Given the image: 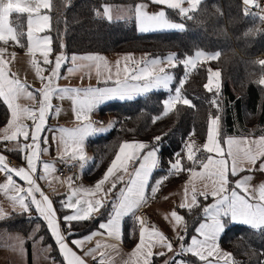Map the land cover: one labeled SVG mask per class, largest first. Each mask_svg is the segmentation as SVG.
I'll return each instance as SVG.
<instances>
[{"label":"snow or ice","instance_id":"obj_1","mask_svg":"<svg viewBox=\"0 0 264 264\" xmlns=\"http://www.w3.org/2000/svg\"><path fill=\"white\" fill-rule=\"evenodd\" d=\"M202 0H147L145 3H137L132 9L138 30L142 33L154 32L165 29L183 30L184 23L174 22L169 15L170 10H174L180 17L192 20L193 13L197 12ZM245 6H252L258 19L264 21V9L259 8L258 0H242ZM149 4L159 6V10L149 12ZM187 5V6H185ZM52 0H0V42L7 45L10 41L23 47V40H27V48L30 54L39 52L42 56L44 65L52 64L49 57L53 52L51 35L45 34L51 30L52 17L48 14L52 9ZM247 13V9H245ZM103 13L112 19L110 8L105 6ZM16 14L17 20L14 22L11 18ZM26 16L25 25L20 22V18ZM59 23V20L57 21ZM59 32V28H57ZM64 47L63 44L60 45ZM5 48H0V99L10 110L11 119L8 126L4 129V134L0 139L3 141H17L23 137L25 142L19 143L18 147L10 151L25 152L29 154L26 159V167L12 168L5 156L0 155V173L4 174V180L0 182V191L5 195L12 193L8 198L12 201L14 207L18 206L22 214H28L31 219V213L37 214V219L46 222V227L58 247L64 264H86V260L77 253L75 249L82 248L86 241H90L94 236H106L117 241L122 239V224L126 218H132L134 227L130 229L129 234L135 232V225L139 226V239L135 250L131 253L129 261L126 264H153V257H167L163 264H193V261L186 258L187 255L196 258L198 264H235L231 254L222 252L219 244L221 234L225 233L226 228L232 224L247 226L252 230L264 231V182L258 186H250V181L254 178L251 175L244 176L241 179L230 180L231 177H237L240 172L245 171L240 167L242 161H247L250 165H256L261 160L259 170L264 171V134L258 139L241 137L237 139L232 136L222 137L219 115L209 116L207 142L203 145V153L197 158L195 142L185 143L182 152L173 154L174 159L169 162L168 173L155 180L151 187V195L155 196L160 190L162 184L169 179L170 175H179L181 172H188L191 178L197 177L204 179L212 178L211 187L205 184L202 190H198L193 184L191 189V198H187V189L185 190V200L179 205V208L192 211L195 208H201L204 220L195 228V234L191 235L190 242H187L188 224L185 217L172 211L171 217L177 228H183V234H177L179 248L174 252V242L155 226H149L145 219L136 216V210L146 202V189L149 187V179L153 171L161 168V156L159 142L162 137L156 136L155 143L149 145L143 142H123L119 145L114 159L102 175L96 181L93 187H77L71 189V194L66 199L59 201L60 209L53 207V201L41 190L37 180L47 178L52 165L43 163V174H37V161L41 152H47L48 148H41V143L48 144L47 136L41 140V134L46 130V122L50 109H52L51 100L57 92L61 94H72V102L75 105L76 119L81 123L72 129L59 128L61 133L58 143L62 146L59 158L71 161H79L81 168L88 160L84 152V143L86 138L94 136L98 132H104L106 129L96 128L90 120V113L106 100H131L134 97L153 92V90L163 89L168 93L167 97L161 102L163 106V115L167 116L176 109L177 105L195 107L192 101L184 94V86L188 76L197 66L203 62L217 59L219 52L215 54L204 50H197L194 55L178 59L175 54H169L163 58L142 59L134 61L130 56L124 57L125 65L121 69L119 62L113 78L112 70L100 55H85L70 57L73 65L78 61L87 62L84 66L96 70L97 76L106 72L105 84L112 81L111 87L87 88V89H69L56 88L54 80L60 77L62 64L69 57L63 52L56 55L54 66L50 68V75L45 77L42 73L46 70L40 66V62L33 59L32 66L36 70L37 76L43 83L39 90L38 110L30 107H22L16 101L23 95L29 99L35 100L36 96L28 91L26 84L22 83L10 73L7 65L8 59H5L3 53ZM134 67H129V63ZM261 67H264V60L259 61ZM141 64L143 66H141ZM183 65L185 72L179 79L178 84L173 87L174 74L171 69ZM75 68L69 67L68 72L72 73ZM209 75L204 88L208 92L214 90L219 93L220 73L208 70ZM259 84L264 86V73L261 74ZM64 95L60 96L63 99ZM213 107L219 108L218 97L210 100ZM57 108L56 112L59 113ZM33 121L32 129L23 123V121ZM155 119H160L159 116ZM47 130L55 133L57 129L47 127ZM53 140L56 139L53 135ZM226 145L225 147L222 146ZM216 154V158L211 155ZM227 157V158H226ZM228 159L231 160L229 167ZM188 163L185 164L183 161ZM199 166L201 171H197ZM133 170L129 172V168ZM128 174L125 181L123 174ZM24 181L27 187L17 183L14 176ZM119 174V175H118ZM108 189L104 185L114 178ZM71 177L68 178L71 183ZM192 179L189 183H192ZM117 183L122 186L117 190ZM111 195L113 198L108 199ZM198 197H203L206 201L211 197L213 203L202 204ZM71 210V213L57 216L59 210ZM99 213V217L97 214ZM5 218V214L0 208V219ZM99 218L97 227L89 235L83 238L76 237L79 234L73 231L74 222L92 221ZM40 226L33 229L32 237H35ZM22 246L24 239L17 237ZM44 237H40L42 241ZM71 245V246H70ZM112 247L116 245L97 243L96 247L84 253V256H91L95 260V253L101 248ZM156 249L157 251H153ZM50 246L44 251H50ZM168 253H173L168 256ZM105 254L100 253L98 264H106ZM55 264V262H54Z\"/></svg>","mask_w":264,"mask_h":264},{"label":"trees","instance_id":"obj_2","mask_svg":"<svg viewBox=\"0 0 264 264\" xmlns=\"http://www.w3.org/2000/svg\"><path fill=\"white\" fill-rule=\"evenodd\" d=\"M138 0H52L53 7L49 11L52 17V57L63 52L68 57L80 53H116V52H145L150 56H164L174 52L178 59L197 50L219 52L217 59L203 62L188 76L184 86V94L195 107L177 105L173 112L163 115L162 101L167 97L165 90H153L131 100H112L100 105L96 113L100 117L109 119L110 129L104 133H97L86 143V150L90 155L82 176L90 181H98L108 166L119 145L126 137H147L149 145L155 143L156 136L162 137L159 142L161 168L154 170L149 181L147 196L157 199L164 190L172 185L185 182L190 173L181 172L170 175L155 196L151 195V187L155 180L168 173L169 162L174 159L173 154L182 152L183 146L194 141L197 158L204 153L203 145L207 139L209 116L221 117L220 126L222 137L248 136L264 134V86L259 84L264 67L259 61L264 60V21L257 18L254 9L246 7L242 0H203L193 19L180 17L174 10L169 11L170 18L184 23L183 30H163L142 33L138 30L135 18L111 19L100 14L104 4H135ZM247 9V13L245 12ZM17 20L16 14L11 18ZM59 20V23L57 21ZM25 25L26 16L20 18ZM59 28V32H57ZM61 44L64 45L61 48ZM23 51L27 48L24 38ZM67 65L68 60L65 62ZM209 66L219 69L221 89L208 92L204 88L209 75ZM175 87L184 75L183 65L172 69ZM218 97L219 108L213 107L210 100ZM159 116L160 119H155ZM9 118L7 105L0 99V125ZM223 142V140H222ZM18 147V143H6L0 146L5 153L24 162L25 155L18 151H10ZM185 164L188 162L183 161ZM196 169H200L197 166ZM14 176V174H13ZM15 177V176H14ZM17 178V177H16ZM237 177H231L235 180ZM64 193L53 196L56 209H60L59 201ZM112 197L109 198L111 200ZM202 204H209L212 198L204 200L198 197ZM70 210H59L62 217ZM178 212L185 217L188 224L187 242L195 234V228L204 220L202 209L192 211L181 209ZM139 211L136 213L138 215ZM99 217V213L97 214ZM31 219L28 214L13 212L0 219V229L7 232L19 233L24 238L30 264L33 258V246L39 242L43 247L51 248L47 252L55 264H64L54 239L46 227V222L37 219L33 211ZM99 218L92 221L74 222L73 231L82 236L97 227ZM40 226L35 237L33 229ZM134 227L132 218L123 222V243L126 247H133L139 238V226L135 225V232L130 235ZM183 234V228L181 233ZM76 236V237H78ZM40 237H44L41 241ZM73 237H70V239ZM176 240L174 241V243ZM220 246L229 251L235 264H264V231L252 230L247 226L232 224L221 234ZM165 258L153 257V264H160ZM188 260L198 263L196 258L187 255ZM95 264H98L95 261Z\"/></svg>","mask_w":264,"mask_h":264},{"label":"crops","instance_id":"obj_3","mask_svg":"<svg viewBox=\"0 0 264 264\" xmlns=\"http://www.w3.org/2000/svg\"><path fill=\"white\" fill-rule=\"evenodd\" d=\"M145 2H147V0H138L135 4H104L102 7V11H103L104 7L107 6L110 8L111 17H116L117 15H120L119 17L128 19V18L134 17V13H133L132 9H134L135 5L137 3H145ZM114 5L117 7H111ZM120 6H122V7H120ZM185 6H187V5H185ZM147 10L149 12H155V11L159 10V6L149 4V7ZM105 17L108 18L107 16H105ZM112 19H116V18H112ZM174 22L182 23L179 21H174ZM158 31H163V30H158ZM45 34H48V33H45ZM0 48L6 49V51L3 53V56L5 59L9 60L7 67L9 69L10 73H14L15 77L17 79H19L22 83L27 85L28 91L32 92L33 95L36 96V99L32 100V99H29L26 96L22 95L16 101V103H18L22 107H30V108L38 110L40 96H39V92L37 90L41 89L43 87V83H46L47 81L42 82L40 80V78L36 74L35 68L32 66L31 61L33 59H35L38 62H40V66L42 68L46 69L42 73V75L47 77L50 75V68L52 66H54L55 57H52L50 54L49 59H50V61H52V64L44 65L42 63V56L40 55V53L38 51L35 52L34 55L30 54L28 52V48L21 51V50H19V46L16 45L14 42H11V41L7 45L0 42ZM89 54L100 55V56L104 57L105 61L107 62V64L109 65V67L112 70L113 78H115V71H116V67H117V62H119V67L121 69L124 67V65H125L124 57L130 56L132 58V60H134V61H139L141 59L147 58L146 55H141V53H139V52H136V53H133V52H116V53H111V54H106V53H80V54H75V55L85 56V55H89ZM72 55H74V54H72ZM71 56H69V59H68L69 64L66 67L65 73H67L69 67L75 68L76 74L73 76L74 78H70V80L75 81L74 83L79 85V86H77L78 89L100 88V87H111V86H113L112 81H108L107 84H105L104 81H105V77L107 76L106 72H102L101 76L98 77L94 67L89 68V67L84 66L87 62L78 61L77 65H73L71 62V59H70ZM128 63H129V67L135 66L131 62H128ZM56 81H57V79L54 80L53 84H55ZM54 86H57V84H55ZM59 87H63V86L59 85ZM54 98L56 100V97H54ZM113 100H117V99H113ZM106 101L108 102V101H112V100H106ZM106 101L99 104L93 110V112H91L89 114L90 120L92 119L91 118L92 114H96L97 108L100 105L106 103ZM58 108L60 109L59 113H57L56 110H54V109H51L48 113L47 122H46V130H45V132H43L41 134V140L42 141H43L45 136H47V138H48V144L45 145L42 142L41 148L43 149V148L47 147L48 151L47 152H41L39 160L37 161V174L38 175L43 174V171H44L43 170V163L47 162V163L52 165V169H50L47 178L44 180H37V183L41 187V190L44 191V193L52 201H53L54 194L64 193V195H65L64 197L66 199L67 196L71 194L72 188H77V187H81V186L86 187V188L87 187H93L94 184L96 183V182H90V181L86 180L81 175V178L77 183H73L68 188L59 189V185H58V182H57L56 177H55L56 167H57L59 161L61 160L59 158V156H60V153L62 151V146L58 143L59 137L61 135V133L58 131V129L59 128H68V129L75 128L81 123V121H78L76 119V112L74 111V109H70V108L65 110L64 117H66V118L60 119L59 116H61V111L63 109V106H58ZM10 119H11V113L9 110L8 121L5 124L0 125V137L3 136L4 129L8 126V122ZM23 123L28 125L29 130L31 131L33 121L25 119L23 121ZM48 126H50L51 128L57 129V131L55 133L48 131L47 130ZM108 126H110V124L102 125L101 128L107 129ZM104 132H106V131H104ZM104 132H98V133H104ZM53 135H55V137H56L55 140H53V138H52ZM232 137H235L237 139H240L241 137H248L250 139H258L260 137V135H248V136L239 135V136H232ZM89 138L90 137L86 138L85 143H84V152H85L86 156L88 157V160L90 158V155L86 150V143H87V140ZM125 141H127V142H143L146 144H149V142H150L147 137H138V136L126 137L124 142ZM0 142H4L6 145V143H18V142L19 143H30L31 141L29 140V141L25 142L23 140V137H19L18 142L17 141H3L2 139H0ZM206 142H207V139L205 140L204 144ZM222 146L225 147V149L227 147L226 145L223 144V142H222ZM23 154L26 157L29 153L27 151H25V152H23ZM0 155H3L6 157V154L1 149H0ZM211 155H213V157L216 158L215 153H212ZM20 162H22V161H20ZM261 162H262L261 160H258L256 165L253 166V165L248 164L247 161H242L240 163V167L244 168L245 171L240 172L236 179H241L244 176L251 175L254 178L250 181V186H258L259 184L264 182V171L259 170V166H260ZM23 163L25 165L24 167H26V163H27L26 159L24 160ZM228 164L230 167L231 166V160L230 159H228ZM132 170H133V168L130 167L129 172H131ZM196 170L199 172V171H201V168L196 169ZM123 175H124V177L128 176V174H123ZM14 179L17 180L18 184H20L24 187H27L26 183L24 181H21L18 177L17 178L14 177ZM150 179H151V177H150ZM150 179H149V181H150ZM190 179H192L191 174L189 175L188 179L185 182L175 184V185H172V186L166 188L164 190V192L160 195V197L157 199H153L151 196H147V189H146L145 194H146L147 200L145 203H143L141 205L140 208H138L136 210V213H137L138 211H140L141 208L145 207L148 210L150 217H151V223H152L151 226L157 227L166 236L171 238L173 240V242L176 240V242L174 243V252L177 251L179 248V241L176 239V237H177L178 233L179 234L181 233L182 227L177 228L175 226L174 221L171 217L172 211H176L179 215H181L178 212V207L185 200V190L186 189H187V198L188 199L191 198V189H192L193 184L195 185V187L198 190H202L205 184H208L209 187H211L212 178H210V177H205L204 179L197 177L195 179H192V183H189ZM229 179H230V173H229ZM3 180H4V174L0 173V182H2ZM114 180H115V177L111 178L110 181L104 185V188L108 189L110 187L111 183L114 182ZM11 195H12L11 192L8 193V195H5L2 191H0V208H2V210L5 214V217L10 215L13 212H20L21 211V209L18 206H16V207L13 206L12 201L8 198ZM110 197H111V195L108 196V199ZM213 202L214 201L212 200L211 203H213ZM53 207L56 208L54 201H53ZM70 213H71V210L68 212V214H70ZM57 216L59 217L58 212H57ZM87 235H89V233L82 235V236L73 237V238H83ZM98 242L101 244L116 245V247L115 248H112V247L103 248L102 247L101 249H99L94 254L96 257L95 260L91 256H84V253L90 249L95 248ZM137 243H138V241L136 242V244L133 247H126L124 245V243H123V224H122V239L121 240L117 241L115 239L108 238L106 236V234L104 236L98 235V236H94L90 241H86L83 244L82 248H80V249L74 248V250H76L77 253L79 255H81L86 260V264H95V261L98 263V260L100 259V253L101 252H103L105 254L104 258H105L106 264H126V262L129 261L131 253L135 250ZM220 248H221L222 252H226V253L231 254L229 251L223 249L221 246H220ZM153 251L155 252L157 250L154 249ZM172 254L173 253H168V256H170ZM231 257H232V255H231ZM160 264H163V261ZM193 264H198V263H193Z\"/></svg>","mask_w":264,"mask_h":264},{"label":"rangeland","instance_id":"obj_4","mask_svg":"<svg viewBox=\"0 0 264 264\" xmlns=\"http://www.w3.org/2000/svg\"><path fill=\"white\" fill-rule=\"evenodd\" d=\"M111 7H117V6L114 5V6H111ZM120 7H122V6H120ZM100 14L105 17L103 11L100 12ZM119 16L120 15H117L116 17H112V18L125 19V18H121ZM165 30H178V29H165ZM204 51H206L208 53L215 54L214 52H211V51H207V50H204ZM139 53H141V55H146L147 59L158 58V57L159 58H163V57L168 56L169 54H175L174 52H169V53L165 54L164 56H150V55H148L145 52H139ZM194 53L189 54L187 56H192V55H194ZM58 54H60V53H58ZM141 60H139V61H141ZM206 62H208V61H206ZM64 64H66V63L62 64L61 71H60V77L55 82V84H57V86H55V87L56 88H64L66 86L65 88L78 89L77 86H79V85L74 83L75 81H71L70 80V78H74L73 76L76 74V72L73 71L72 73H69L67 71V73H65L66 67L68 66L69 62L67 63V65H64ZM141 66H143V65L141 64ZM209 69H211V71H213V72H219L220 73L219 69L216 68V67L209 66ZM171 71H172V69H171ZM59 85H61L63 87H59ZM219 85H220V88H219V91H220V89H221V79H219ZM159 90H163V89H159ZM61 95H64L63 99H60ZM54 97H56V100H55ZM71 97H72L71 93H69V94H61V93L57 92V93H55L53 95V98L51 100V103H52V106H53L52 109L56 110L58 108V106H63V109L61 111V116H59L60 119L66 118V117H64L66 109L70 108V109H74V111H75V105L73 104ZM117 100H119V99H117ZM96 115H97V113L96 114H92L91 122H92L93 118ZM97 116H99V115H97ZM213 117H215V116H213ZM106 120H109V119H106ZM100 128H101V126H100ZM109 129H110V126L107 127L106 131H108ZM189 142H192V141H189ZM195 148H196V145H195ZM124 178H125V181H126L128 179V176H125ZM121 186H122L121 183H117V190ZM17 237H22L23 238V236L21 234H19V233L7 232V231H4V230L0 229V264H30V260H29V257H28V253H27L26 247H25L24 244L22 246L20 245V242L17 239ZM44 249H47V247H43L39 242L35 243V245L33 246V258H32V263L31 264H54L52 258H50L48 256V254H47L48 251H44ZM172 255H170V256H172Z\"/></svg>","mask_w":264,"mask_h":264},{"label":"built area","instance_id":"obj_5","mask_svg":"<svg viewBox=\"0 0 264 264\" xmlns=\"http://www.w3.org/2000/svg\"><path fill=\"white\" fill-rule=\"evenodd\" d=\"M258 3H259V8L264 9V0H259ZM248 8L253 9L252 6H249ZM254 10L258 11L256 9ZM92 124L94 127L98 128L102 125L109 124V120H106L105 118L96 115L92 120ZM4 144H5L4 142H0V146H3ZM5 158L9 162V167L19 168L25 166L23 162L18 161L12 155L6 154ZM86 163L87 161L84 163V167L86 166ZM83 168H81L80 162L78 160L77 161H71L68 159H65L63 161L60 160L55 171V177L58 182L59 189H65L70 187L73 183H77L81 178L82 175L81 173ZM69 177L72 178L71 183L68 180ZM63 199H65V197H63ZM138 215L139 217L145 219L149 226L152 225L150 214L145 207L140 209Z\"/></svg>","mask_w":264,"mask_h":264},{"label":"water","instance_id":"obj_6","mask_svg":"<svg viewBox=\"0 0 264 264\" xmlns=\"http://www.w3.org/2000/svg\"><path fill=\"white\" fill-rule=\"evenodd\" d=\"M75 232V231H74Z\"/></svg>","mask_w":264,"mask_h":264}]
</instances>
